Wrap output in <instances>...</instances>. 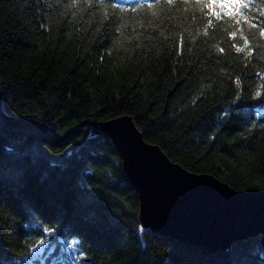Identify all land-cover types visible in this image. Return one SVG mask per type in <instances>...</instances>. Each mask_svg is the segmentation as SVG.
<instances>
[{"label":"trees","instance_id":"16d2710c","mask_svg":"<svg viewBox=\"0 0 264 264\" xmlns=\"http://www.w3.org/2000/svg\"><path fill=\"white\" fill-rule=\"evenodd\" d=\"M244 13L237 25L195 0H0L5 264H264L259 238L209 252L143 229L120 155L84 125L129 116L189 172L264 189V0Z\"/></svg>","mask_w":264,"mask_h":264},{"label":"water","instance_id":"95a60500","mask_svg":"<svg viewBox=\"0 0 264 264\" xmlns=\"http://www.w3.org/2000/svg\"><path fill=\"white\" fill-rule=\"evenodd\" d=\"M108 137L140 200L144 229L210 252L259 238L264 248V189L238 192L212 175L194 174L147 143L129 116L85 122Z\"/></svg>","mask_w":264,"mask_h":264},{"label":"snow or ice","instance_id":"6c2138e0","mask_svg":"<svg viewBox=\"0 0 264 264\" xmlns=\"http://www.w3.org/2000/svg\"><path fill=\"white\" fill-rule=\"evenodd\" d=\"M168 2L172 3V0H168ZM195 2L205 8L215 18L228 16L235 20L237 25L247 23L250 20V17L244 13V9L250 5V0H195ZM261 35H264V31H261ZM221 51L223 50L221 49ZM255 95L259 98L261 93L257 91ZM0 264H5L3 259H0Z\"/></svg>","mask_w":264,"mask_h":264},{"label":"rangeland","instance_id":"374dc122","mask_svg":"<svg viewBox=\"0 0 264 264\" xmlns=\"http://www.w3.org/2000/svg\"><path fill=\"white\" fill-rule=\"evenodd\" d=\"M143 229H144V228H143ZM148 230H149V229H148ZM73 247H74V245L71 243V245H70L69 248H73ZM42 248H43V247H41L40 249L36 250L35 253H36L37 255L41 254V253H42Z\"/></svg>","mask_w":264,"mask_h":264},{"label":"bare ground","instance_id":"6f19581e","mask_svg":"<svg viewBox=\"0 0 264 264\" xmlns=\"http://www.w3.org/2000/svg\"><path fill=\"white\" fill-rule=\"evenodd\" d=\"M210 252V251H209Z\"/></svg>","mask_w":264,"mask_h":264}]
</instances>
